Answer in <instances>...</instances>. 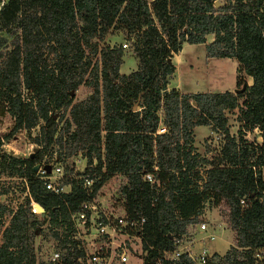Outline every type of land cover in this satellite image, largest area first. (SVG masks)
<instances>
[{"label":"trees","instance_id":"16d2710c","mask_svg":"<svg viewBox=\"0 0 264 264\" xmlns=\"http://www.w3.org/2000/svg\"><path fill=\"white\" fill-rule=\"evenodd\" d=\"M0 30L18 35L0 53L1 113L14 118L0 147L38 119L45 123L41 149L29 157L0 151V170L27 181L50 225L67 220L119 173L126 178L122 211L145 219L143 264H154L163 250L171 259L176 242L194 233L206 203L219 208L233 244L205 264H264V0H7L0 7ZM116 33L137 60L129 73L120 72L122 43L99 45ZM184 43L204 44L208 58L234 59L236 72L251 84L238 74L236 87L245 85L239 93H185L169 86L172 57ZM81 85L92 92L75 101ZM234 110L236 135L227 116ZM65 113L60 130L85 150L87 166L82 174L66 175L70 190L56 194L35 177V167ZM201 125L224 136L214 162L194 147L193 130ZM254 129L260 141L245 138ZM86 174L97 178L91 189L83 185ZM10 211L0 202V226ZM31 216L19 206L0 230V264H37L39 228ZM171 263L194 264L187 254Z\"/></svg>","mask_w":264,"mask_h":264},{"label":"rangeland","instance_id":"374dc122","mask_svg":"<svg viewBox=\"0 0 264 264\" xmlns=\"http://www.w3.org/2000/svg\"><path fill=\"white\" fill-rule=\"evenodd\" d=\"M7 2L3 0L0 3V7ZM17 33L13 34L11 31L0 30V53L7 52L12 46L14 41L17 40ZM212 36L207 37V41L210 42ZM122 43L124 49V62L121 64L120 72L129 73L137 66V60L133 56L132 47L128 41H123L120 36L119 39H115L114 34H109L104 37L103 41L99 43L100 46L109 44L110 46ZM126 44L124 46L123 44ZM45 56L48 63L52 64L54 55L50 50H45ZM2 58H0L1 62ZM176 70L170 80V85L178 88L181 92L196 93V92H224L227 90H234L236 87L237 75L246 79L248 84H251V79L247 77L243 72L237 73V62L232 58L227 57H210L206 56V49L204 44H183L182 50L174 56L173 61ZM92 92V88L81 85L75 92V101L86 99ZM240 102L242 99H239ZM237 111H229L228 127L231 134L236 135L239 122L237 121ZM65 113L60 119L57 120L58 126L53 143L48 147L43 154L41 161L45 156L50 157L51 161L52 145L58 147L59 157L63 166V175L57 177L58 182L65 184L66 175L82 174L87 166V160L85 158V150L79 145L72 143L67 139L66 133L61 131V127L65 119L67 118ZM14 124V118H12L7 112L1 113L0 106V136L8 133ZM44 121L38 119L37 123L30 128H23L17 132V134L10 140L3 141L0 147L1 153H6L18 157H29L30 154L35 153L41 149L43 145V126ZM71 132V131H70ZM194 147L202 157L208 158V160L214 162L219 156L221 147L224 144V136L218 132L213 131L210 126H197L193 130ZM245 138L250 141L258 140L259 132L257 129L246 133ZM208 167L209 165H205ZM204 174V170L201 169ZM87 176V175H86ZM97 178L93 177L95 181ZM26 181L24 178L16 175H8L6 171L0 170V192L7 193V201L12 203L22 198L25 190ZM126 183L124 175L116 173L110 177L105 183H103L94 194V201L105 209L123 210L121 202L123 200L120 194V188ZM66 188L69 189L67 187ZM6 190V191H5ZM0 196V199H3ZM208 205L209 215L208 219L200 217V222H206L209 224V228L199 230L198 227L193 229L194 234L190 236L194 240L192 243V253L200 254L201 250L208 248L207 254H212V259H217V255L225 253L230 245L233 244V232L229 229L225 221L223 225L221 222V215L218 207L210 208ZM204 206V207H205ZM10 209V208H9ZM214 209V211H213ZM219 214V215H218ZM220 216V218L218 217ZM32 219L37 220L38 232L34 236V248L37 264H49L48 256L52 248L55 245L56 232L54 226L50 225L48 217L33 215ZM9 212L6 213V218H2L0 230L2 226H8L9 224ZM199 222V223H200ZM209 233H213L216 236L215 240L211 238ZM209 235V236H208ZM136 261V260H135ZM130 259L129 264L135 263ZM136 264H141V261H136Z\"/></svg>","mask_w":264,"mask_h":264},{"label":"built area","instance_id":"2783aa9c","mask_svg":"<svg viewBox=\"0 0 264 264\" xmlns=\"http://www.w3.org/2000/svg\"><path fill=\"white\" fill-rule=\"evenodd\" d=\"M123 45L126 46V44ZM51 147V161L48 160L50 157L45 156L38 163L35 177L42 182L46 190L56 194L66 193L70 190V185L67 184L69 188L67 189L66 183L57 181V177L63 175L62 157H59L60 152H58L60 150L54 145ZM86 175H84L83 185L91 189L94 183L93 177ZM145 178L150 182L153 181L151 174H146ZM0 196L4 197L0 199V202L11 210L9 217L19 206H22L28 214L42 216L38 203L31 197L27 183L22 198L17 202L9 203L7 193H1ZM240 203L243 204L244 200L241 199ZM3 218H6V214ZM144 223L143 217L130 218L121 210L102 208L94 201V198L83 201L77 210L70 213L67 220L54 226L55 245L49 253L48 263L129 264L132 259L141 261L143 264L145 255L142 248ZM4 227L6 226L3 225L2 229ZM196 227L206 231L208 225L206 222H200ZM209 235L214 240V235ZM193 242L194 240L190 237L186 241H177V246L171 253V259H169V252L163 250L156 257L154 264H166L169 260H178L183 254H187L194 264H205L208 259L212 258V254L206 253L208 252L207 248L201 250L200 254H193ZM256 256L262 257L261 253ZM136 261L133 264H136Z\"/></svg>","mask_w":264,"mask_h":264},{"label":"crops","instance_id":"0c3cea01","mask_svg":"<svg viewBox=\"0 0 264 264\" xmlns=\"http://www.w3.org/2000/svg\"><path fill=\"white\" fill-rule=\"evenodd\" d=\"M115 35V39H119L120 38V36L123 38V41H124V37H123V35L121 34V33H116V34H114ZM125 44V43H124ZM176 55V54H175ZM175 55H173V57H172V62L174 61V56ZM123 62H124V57H123ZM120 68H121V65H120ZM134 69H136V68H134ZM176 70V69H175ZM169 86H171V87H174V86H172V85H170L169 84ZM230 91H232V90H230ZM261 140V138L259 137L258 138V141H260ZM208 204V203H207ZM210 208H214L213 206H209ZM213 211H214V209H213ZM209 209H208V205H206L204 208H203V210H202V214H201V218H204V219H208V215H209ZM219 215V214H218ZM219 218H220V216H218ZM221 219V224L223 225V220H222V218H220ZM223 222V223H222ZM207 225H208V227H207V229L209 228V224L207 223ZM209 234H213V233H209ZM214 237L216 238V236L214 235ZM215 238H214V240H215ZM213 240V241H214ZM208 249V248H207ZM220 254H223V253H220Z\"/></svg>","mask_w":264,"mask_h":264},{"label":"water","instance_id":"95a60500","mask_svg":"<svg viewBox=\"0 0 264 264\" xmlns=\"http://www.w3.org/2000/svg\"><path fill=\"white\" fill-rule=\"evenodd\" d=\"M245 89V85L243 84L242 86H241V88H235L234 90H233V92L234 93H239V92H241V91H243ZM37 168H38V164L36 165V167H35V170H37ZM38 208H39V210H40V212H41V215L43 216L44 215V210H43V208L38 204Z\"/></svg>","mask_w":264,"mask_h":264}]
</instances>
